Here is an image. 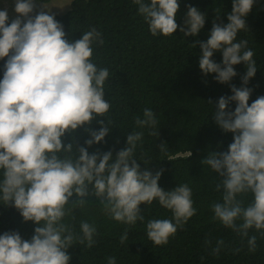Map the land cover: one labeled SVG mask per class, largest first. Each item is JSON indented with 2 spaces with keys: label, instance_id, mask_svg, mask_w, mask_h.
<instances>
[{
  "label": "clouds",
  "instance_id": "9594fccd",
  "mask_svg": "<svg viewBox=\"0 0 264 264\" xmlns=\"http://www.w3.org/2000/svg\"><path fill=\"white\" fill-rule=\"evenodd\" d=\"M132 3L153 36L169 37L178 28L186 37L194 36L205 26L204 14L189 6L185 27H180L178 0ZM254 3L233 0L229 23L214 22L209 39L198 41L202 49L199 66L205 76L215 73L218 82L229 83L237 75L234 65L243 62L247 66L242 77L245 86L232 85L234 95L221 97L214 114L218 126L234 134V142L227 152H210L201 163L223 177L215 184L221 196L210 205L212 219L242 242L246 240L252 253L257 250L258 236L250 230L264 238V96L249 105L252 89L247 84L257 72L255 54L247 40L236 41L238 33L247 30L245 17ZM36 8L37 0H16L18 15L10 24L7 10H0V60L7 58L0 80V203L13 205L25 222L41 225L34 229L31 241L23 240L19 232L0 235V264H69L70 247L80 244L91 249L98 243L100 233L94 220H81L79 231L72 223L73 211L86 210L93 202L108 219L127 226L121 245L138 221L145 223L154 245H167L197 212L192 189L184 183L166 192L159 186L163 169L141 170L136 151L143 147L144 131L133 130L127 147L115 158L112 151L90 154L82 146L79 155H73V144L65 145L62 139L66 133L106 116L107 125L98 121L100 130L86 129L91 138L85 143L91 147L105 140L113 123L108 116L112 105L105 99L110 71L94 61V46H103L104 39L91 27L82 38L70 42L51 9L43 3L32 15ZM217 51L222 52V65L213 60ZM233 101L237 106L230 111ZM134 122L136 129L159 136V120L151 108H144L143 116H136ZM159 148L167 152L165 144ZM250 194L254 196L251 201ZM154 201L170 210L172 218L145 222L140 205L150 206ZM223 247L224 240L218 239L212 254L219 256ZM106 260L117 264L115 256Z\"/></svg>",
  "mask_w": 264,
  "mask_h": 264
},
{
  "label": "trees",
  "instance_id": "16d2710c",
  "mask_svg": "<svg viewBox=\"0 0 264 264\" xmlns=\"http://www.w3.org/2000/svg\"><path fill=\"white\" fill-rule=\"evenodd\" d=\"M16 1V0H15ZM51 0H37L49 3ZM180 8L176 21L185 27L189 6L198 8L205 16V26L198 35L185 36L177 31L169 36H153L147 23L138 15V7L132 0H74L70 10L55 18L60 22L66 38L74 42L83 32L95 27L102 33L104 44L94 46V61L98 67H107L110 78L105 89V99L112 107L108 114L113 121L104 141L89 147L85 141L91 138L90 131L102 127L99 120L108 123L106 116H98L90 125H85L63 137L65 145L73 144V155L78 148H87L90 154L112 151L113 157L127 147V136L133 130L144 131L143 147L136 151L141 170L153 173L163 169L159 186L172 191L179 184L187 183L192 189L196 214L164 246H156L147 237L145 223L137 222L129 229L126 244H120L126 225L108 219L95 202L86 210L75 209L72 220L79 231L84 218L94 220L100 235L91 249L75 244L68 249L69 264H107L106 257L115 256L117 264H264V238L256 234L257 250L249 252L247 241H241L231 229L212 219L210 205L220 199L215 184L222 180L218 174L201 163L210 152H227L234 142V134L224 132L216 123L221 97L234 95L231 88H242L246 74L245 63L234 65L237 75L229 83H220L215 73L207 76L199 66L202 49L198 43L206 42L213 24L229 23L233 0H178ZM219 10V14L217 12ZM246 31L237 35V41L247 40L254 51L257 72L247 87L252 89L249 105L264 96V0H255L252 11L245 17ZM10 24L11 21H8ZM195 45V47L193 46ZM7 58L0 60V80L3 79ZM213 60L222 65V52L214 53ZM237 104L231 102L228 110L234 111ZM151 108L159 120V136L148 135L147 129H136L135 117L143 116V109ZM165 144L162 153L159 145ZM146 162V163H145ZM3 180V170H0ZM223 191V190H221ZM254 199L249 195L248 200ZM222 202V201H221ZM148 219L172 218V212L158 201L152 205H140ZM37 226L33 221H24L13 205L0 203V235L19 232L21 238L31 241ZM223 239L225 247L219 256L212 254L216 241ZM210 240L211 244H206ZM235 249H241L235 252Z\"/></svg>",
  "mask_w": 264,
  "mask_h": 264
},
{
  "label": "rangeland",
  "instance_id": "374dc122",
  "mask_svg": "<svg viewBox=\"0 0 264 264\" xmlns=\"http://www.w3.org/2000/svg\"><path fill=\"white\" fill-rule=\"evenodd\" d=\"M74 0H51L49 3H45L49 9H51L52 14L56 16H62L66 14ZM15 0H0V10H7L9 15V21H12L17 17L15 12ZM43 7V3H37V8L32 15H35ZM47 11V9H44Z\"/></svg>",
  "mask_w": 264,
  "mask_h": 264
}]
</instances>
